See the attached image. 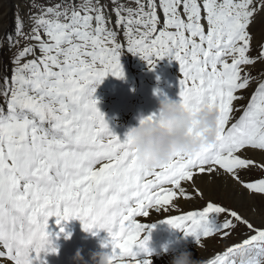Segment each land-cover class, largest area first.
Instances as JSON below:
<instances>
[{
  "label": "snow or ice",
  "instance_id": "1",
  "mask_svg": "<svg viewBox=\"0 0 264 264\" xmlns=\"http://www.w3.org/2000/svg\"><path fill=\"white\" fill-rule=\"evenodd\" d=\"M30 8L28 31L17 15L6 36L11 47L25 43L11 74L0 76V264H45L41 252L58 251L46 247L52 217L56 225L75 217L87 231L106 229L114 264H152L142 233L154 225L137 217L153 212L199 247L245 226L242 240L204 264H225L242 247L264 256V226L235 208L211 197L193 210L180 205L204 199L203 177L264 195V175H249L264 173V161L249 155L264 153V70L253 71L264 64V41L254 49L250 30L264 0H32ZM125 51L153 69L165 57L178 63L180 102L194 115L203 107L218 113L215 143L151 168L141 162L95 96L108 74L125 75Z\"/></svg>",
  "mask_w": 264,
  "mask_h": 264
},
{
  "label": "rangeland",
  "instance_id": "2",
  "mask_svg": "<svg viewBox=\"0 0 264 264\" xmlns=\"http://www.w3.org/2000/svg\"><path fill=\"white\" fill-rule=\"evenodd\" d=\"M31 2L32 0H0V28L3 24H7L4 32L5 34L3 35L4 38L2 37L0 40V76L11 74L12 56L17 51V47L23 46L25 43V41L22 40L19 46L11 47L6 39V36L15 32V18L17 15L23 17L25 25L24 31H28L29 13L30 11H35V9L30 8ZM37 2L54 4L60 2V0H37ZM105 2L107 3L108 0H105ZM108 9L109 14H111V4L108 5ZM111 15L114 21V14ZM250 30L254 35L255 49V46L258 43L264 41V13H260L256 17V20ZM253 54H255V51ZM121 64L125 75L122 78H118L108 74L96 87L95 96L99 101L98 107L105 114V118L108 121L110 128L118 136L123 138L128 127L138 124V115L141 113L148 115L156 111L158 107V97L161 92L166 93L173 99L179 98L178 79L180 73L178 63L175 60L169 61V59L165 57L159 60L153 69L150 68L139 55L128 51H125L121 55ZM261 70H264V64H257L253 69L254 73H258ZM255 86L256 85L253 84L252 87L248 89V92L251 93ZM248 92L247 94L245 93L246 98L249 95ZM246 102L247 100L245 99L239 103L245 104ZM252 158L256 159L255 156H252ZM261 160V158H257V162H261ZM249 175L256 177L264 175V173H262L259 169H253ZM207 179L208 178L202 180L201 178L198 180L199 186L203 188L204 191V199L196 198L185 202L180 201L183 211H189L202 207L206 200L211 197L216 200V202L235 208L254 225L258 227L264 226V195L253 194L255 195V198L253 199L254 202L252 200L238 204L232 192L237 189H243L241 186L235 184L227 178H220L211 184L207 182ZM245 191L249 193L247 190ZM230 195L233 198H231ZM253 203L258 206H255ZM159 214L160 213H157L156 215ZM161 214L164 213L161 212ZM173 214L178 213L173 212ZM151 215H155V212L151 213ZM148 218L149 217L144 216L140 222L146 225H153L157 223L156 221L149 222L147 220ZM162 229L165 233L174 231V239L176 240L179 249L187 248L192 254H197V251L200 253L202 252L201 255L198 253V255L193 256V258L197 257V259L200 260H206L215 252L221 251L232 243L242 240L244 237L241 233L248 231L245 226L241 224L233 231V234L226 239H221L219 237L206 239L204 241L205 247L196 246L194 238L191 235L185 236L181 230L174 228L166 222L154 225V227L151 228H146L143 235L146 236V230L158 232ZM166 243H170V240L168 239L165 241V244ZM205 255L207 256L203 259L200 258V256Z\"/></svg>",
  "mask_w": 264,
  "mask_h": 264
},
{
  "label": "clouds",
  "instance_id": "3",
  "mask_svg": "<svg viewBox=\"0 0 264 264\" xmlns=\"http://www.w3.org/2000/svg\"><path fill=\"white\" fill-rule=\"evenodd\" d=\"M155 113L154 119L141 113L137 117L138 124L126 131L131 137V147L148 168L168 159L174 152L194 153L202 145L216 142L218 113L215 109L203 107L194 115L179 99L161 92ZM48 245L52 248L51 240ZM171 251L170 264H204L203 260L193 258L187 248ZM111 255V251L104 250L102 246L101 250L91 254L92 264H114L110 260ZM73 259L76 264H88L80 249H77ZM225 264H264V256L257 259L251 250L242 247L229 256Z\"/></svg>",
  "mask_w": 264,
  "mask_h": 264
},
{
  "label": "bare ground",
  "instance_id": "4",
  "mask_svg": "<svg viewBox=\"0 0 264 264\" xmlns=\"http://www.w3.org/2000/svg\"><path fill=\"white\" fill-rule=\"evenodd\" d=\"M6 26L7 24L5 25L3 24V26H1L0 28V40L5 34L4 32L6 30ZM248 93L250 94V92ZM249 155L250 156L252 155L253 157L255 156L256 160L257 158H261L262 160H264V153L255 152V153H249ZM206 178L207 177H203L202 180ZM199 179L201 178H198V180ZM232 193L238 204H241L245 201H252L255 198V195L247 193L243 189H237ZM230 197L233 198L231 195ZM181 202H185V201L181 200ZM254 205L258 206L257 204ZM157 213L159 212H155V215L150 214L149 216H146L149 217L147 220L149 222L150 221L157 222L156 224L153 225L165 223L166 214L160 213L159 215H156ZM170 214H173V212ZM143 217L144 216H140L137 217V219L141 221ZM49 223H50V231L52 233V235L50 236V240L52 241L51 247L56 248L58 251L56 252L42 251L40 256L45 262V264H76L73 258L75 256L77 249L81 250L83 257L85 258L86 261H88V264H92L91 254L93 252L101 250L102 246L104 247V250L111 251V245L107 244L106 246V241L110 240V237L106 229H100L99 231L93 229L92 231H87L82 227V222L80 221V219L75 217L69 218L66 221H62L61 225H56L55 217H52L50 218ZM61 228H63V231H60ZM93 232H96V234L94 235ZM143 236L144 235L142 233V237ZM146 236L149 237L147 242L148 246L150 249H152V253H151L152 264H170V260L172 258L171 250L172 249L179 250L178 244L174 239V231H169L165 233L163 229L158 232L146 230ZM168 239L170 240V243L165 244V241H167ZM46 247L49 248L50 246L46 245ZM196 253L197 254L193 253L194 255L193 254L192 255L196 256L198 255V253L199 255L202 254V252L200 253L199 251H197ZM206 256L207 255L200 256V258L203 259ZM35 264H40V261H36Z\"/></svg>",
  "mask_w": 264,
  "mask_h": 264
}]
</instances>
